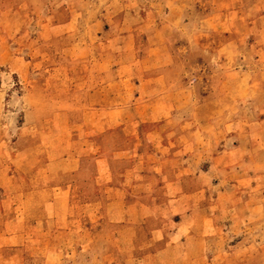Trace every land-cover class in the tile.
<instances>
[{
    "label": "rangeland",
    "instance_id": "obj_1",
    "mask_svg": "<svg viewBox=\"0 0 264 264\" xmlns=\"http://www.w3.org/2000/svg\"><path fill=\"white\" fill-rule=\"evenodd\" d=\"M162 27L177 66L157 91L187 90L164 116L135 85ZM225 256L264 264V0H0V264Z\"/></svg>",
    "mask_w": 264,
    "mask_h": 264
},
{
    "label": "crops",
    "instance_id": "obj_2",
    "mask_svg": "<svg viewBox=\"0 0 264 264\" xmlns=\"http://www.w3.org/2000/svg\"><path fill=\"white\" fill-rule=\"evenodd\" d=\"M164 28L165 27H162V32H160L158 34V35H161L159 38V41L157 43H155L154 46H149L148 50L146 52V55L143 57L142 61H139L141 63L144 62L145 65H148L147 68L159 67L160 71L158 72V74L156 76H152L151 74H147V75H143L141 80L140 79L136 80V81L134 80L135 85L137 87H139V88L141 87L143 90L144 89H148V90L153 89L154 90L152 94H149L148 96L146 95V98L150 97L146 102H144V103L139 102V105H137V106H140L138 108V110L144 109L147 106L146 104H149V105L151 104V105L147 106L145 108V111H147L148 107L151 109L153 107V104L151 101L155 100V102L157 104L155 107H158L159 109L158 108H157V110L155 109L157 112H155L153 110V112H155L153 114L154 115L158 114L160 116L169 115V111L170 112L173 111L174 107L181 108V106H179L178 104H180L182 97H180L178 95H180L183 92L185 93L187 91V90H183L180 88L173 89V90L170 88V89H166V90L157 91V87H158L157 84L160 85V83H162V84L164 83L167 86H170V84L172 86L175 85L173 83L174 80H170V78H168V76H169L170 71L174 72V70L176 69L177 63H176V58L174 56L176 54L174 52H172L171 47L168 44V38L165 35V29ZM141 63H139V64H141ZM133 65H135V63ZM121 67L124 68V71H126V72L121 77L120 82L121 83L132 82L133 81V75H132L133 70L130 68V67H132V63L131 62H129L127 64L124 63L121 65ZM129 69L131 72L129 71ZM142 97H145V96H143L141 94L138 101L144 100ZM183 97H186V95ZM175 98H179V99L177 100L176 103H172L173 101H171V99H175ZM142 104H144V105H142ZM134 109H136V108H134ZM126 149L129 152L130 149L128 146H126ZM68 156H69V153L66 152L62 156V158H66ZM130 161L133 162V161H135V159H133V157L128 158L127 155L123 156V157H118V158L117 157L109 158L110 166L107 169V171H108L109 175L112 177V179H114L113 177H115V179H116V174L119 172V170L123 169V166L118 168V166H116V164L122 163V162L128 163ZM73 162H75V161H73ZM113 163H114V165H113ZM58 189L59 188H56V187L55 188L50 187V193L53 195V193L54 194L57 193ZM130 189H131L130 186H124V185L120 184V182H118V181H115L113 183V186L109 187L108 193L110 194L109 195L110 197L108 200L110 202V205H112V207H114V209L116 210L115 211L116 215H120V214L124 213L126 216H128L130 211H132V209H130L128 206V202L126 203V200H128V196L130 195ZM59 190L63 191L62 189H59ZM199 207L200 206L198 205L195 208L191 209V211H190L191 217L194 218L196 216V212L199 211ZM198 215H200L199 218H200L201 222H212V221H214L213 218L209 219L208 213H205L204 215L201 213ZM233 255H236V254H233ZM224 264H245V263H244V261H242V257L225 256L224 257Z\"/></svg>",
    "mask_w": 264,
    "mask_h": 264
}]
</instances>
